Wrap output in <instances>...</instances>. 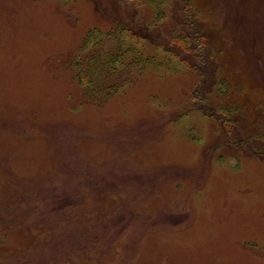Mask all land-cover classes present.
<instances>
[{"label":"rangeland","instance_id":"1","mask_svg":"<svg viewBox=\"0 0 264 264\" xmlns=\"http://www.w3.org/2000/svg\"><path fill=\"white\" fill-rule=\"evenodd\" d=\"M116 25L175 55L90 91ZM0 264H264V0H0Z\"/></svg>","mask_w":264,"mask_h":264},{"label":"trees","instance_id":"2","mask_svg":"<svg viewBox=\"0 0 264 264\" xmlns=\"http://www.w3.org/2000/svg\"><path fill=\"white\" fill-rule=\"evenodd\" d=\"M187 17L185 19H188V21L185 25L186 27L188 26L187 28L189 30H192L195 24H193V21L191 23L190 18ZM186 33L187 32H182L178 35L174 34L172 39L170 38L169 43L178 44L182 46V49L187 50L191 44V42L189 44L188 39L192 37L190 38ZM141 39H147L145 40L147 43H155V41L148 39L146 35L139 33V31L135 32L133 29H130V27H125L123 25H116L106 32H101L99 30L91 32L86 38L83 46L84 54H82V57L80 56L81 58L79 57L76 62V64L79 65L77 72L79 82L83 84V87L85 85V88L90 91H97L99 89L108 90L110 93L113 89L122 87L127 81L133 78L135 74L134 66L143 67L142 64L147 65L151 60L157 57V54L151 55L153 57L147 54L145 60V56L143 57L142 53H138L136 50L137 45L134 42L138 40L142 41ZM153 45H155L154 47L157 49L162 48L167 50L170 57L175 55V53L172 52L173 50L169 48L166 49L161 43ZM141 46L145 47L144 44ZM176 54L180 56L179 54L181 53L176 51ZM119 73H121V78L113 82L112 76L117 77ZM103 77L108 79V81L104 82ZM101 80L103 82H100Z\"/></svg>","mask_w":264,"mask_h":264}]
</instances>
